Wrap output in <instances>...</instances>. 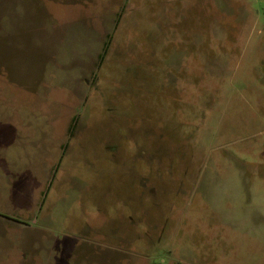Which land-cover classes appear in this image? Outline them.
Returning <instances> with one entry per match:
<instances>
[{
  "label": "rangeland",
  "instance_id": "1",
  "mask_svg": "<svg viewBox=\"0 0 264 264\" xmlns=\"http://www.w3.org/2000/svg\"><path fill=\"white\" fill-rule=\"evenodd\" d=\"M0 264H264V0H0Z\"/></svg>",
  "mask_w": 264,
  "mask_h": 264
},
{
  "label": "trees",
  "instance_id": "2",
  "mask_svg": "<svg viewBox=\"0 0 264 264\" xmlns=\"http://www.w3.org/2000/svg\"><path fill=\"white\" fill-rule=\"evenodd\" d=\"M103 56L101 55V58H102Z\"/></svg>",
  "mask_w": 264,
  "mask_h": 264
}]
</instances>
